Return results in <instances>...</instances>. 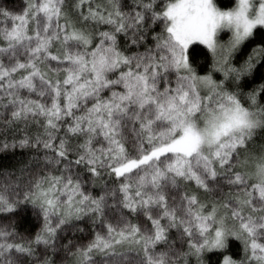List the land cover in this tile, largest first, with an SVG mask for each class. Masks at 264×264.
<instances>
[{
  "label": "snow or ice",
  "instance_id": "snow-or-ice-1",
  "mask_svg": "<svg viewBox=\"0 0 264 264\" xmlns=\"http://www.w3.org/2000/svg\"><path fill=\"white\" fill-rule=\"evenodd\" d=\"M9 150L0 264H264V0L0 4Z\"/></svg>",
  "mask_w": 264,
  "mask_h": 264
},
{
  "label": "trees",
  "instance_id": "trees-1",
  "mask_svg": "<svg viewBox=\"0 0 264 264\" xmlns=\"http://www.w3.org/2000/svg\"><path fill=\"white\" fill-rule=\"evenodd\" d=\"M21 0H0V4H6L9 6H19ZM20 161V151L17 150L14 154L12 150H9L7 154L0 155V170H7L10 169ZM17 217L19 218L20 223V230L26 231L31 229L32 231L35 230V227H38V224L35 220V213L32 211L31 205H29L26 209L21 208L19 212H17ZM69 238L78 239L80 238L78 233H72L71 230L64 234V240ZM86 238V237H85ZM64 240H61L60 243L62 244ZM40 248L42 249L43 246L41 245Z\"/></svg>",
  "mask_w": 264,
  "mask_h": 264
}]
</instances>
